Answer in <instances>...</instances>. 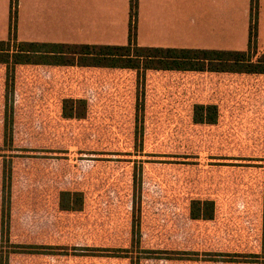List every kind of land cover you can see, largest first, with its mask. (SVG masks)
<instances>
[{"label":"rangeland","instance_id":"1","mask_svg":"<svg viewBox=\"0 0 264 264\" xmlns=\"http://www.w3.org/2000/svg\"><path fill=\"white\" fill-rule=\"evenodd\" d=\"M137 5L129 0L128 36ZM179 14L194 30L204 22L202 13ZM14 75L6 142L0 69V253L10 245L60 249L10 254L8 264H264V75L147 71L137 125L132 70L23 65ZM65 98L86 100L84 119L62 117ZM196 104H215L217 123L194 124ZM4 162L9 244L1 234ZM62 191L81 192L82 210L61 211ZM198 199L214 201L212 220L190 218ZM143 250L181 254L147 258Z\"/></svg>","mask_w":264,"mask_h":264},{"label":"trees","instance_id":"2","mask_svg":"<svg viewBox=\"0 0 264 264\" xmlns=\"http://www.w3.org/2000/svg\"><path fill=\"white\" fill-rule=\"evenodd\" d=\"M135 0H132V6ZM12 14L16 11V0H11ZM249 41L246 50H214L187 48L140 47L135 40L136 28L131 18L128 42L125 45L94 46L76 44H28L17 43L15 38L0 42V64L5 65L4 88V141H12V107L9 95H12L14 71L18 65L82 67L132 70L136 74V125L142 124L143 100L147 71L208 72L239 75H264V52L259 53L256 46V0H252ZM15 30V23L10 31ZM17 43L15 50L10 44ZM62 117L65 119H84L87 102L82 98H65L62 101ZM194 124L214 125L218 120V108L215 104H196L193 108ZM136 134V140L140 133ZM138 172V173H137ZM133 177L132 235L139 240L140 171ZM11 169L4 162L1 189V231L9 244L8 234L11 211ZM81 192L62 191L59 194V209L66 212H78L83 207ZM192 220L210 221L215 216V203L212 200H192L189 207ZM13 249L0 253V264H8L10 254L44 253L54 254L59 247L37 245H10ZM147 258H172L165 254H181L174 251H142ZM164 254V255H161ZM183 254V253H182ZM187 254V253H185ZM163 256V257H162ZM174 256V255H171ZM131 264L134 263L133 261Z\"/></svg>","mask_w":264,"mask_h":264},{"label":"crops","instance_id":"3","mask_svg":"<svg viewBox=\"0 0 264 264\" xmlns=\"http://www.w3.org/2000/svg\"><path fill=\"white\" fill-rule=\"evenodd\" d=\"M251 5L252 0H138L136 43L140 47L246 50ZM256 5L257 47L264 52V0H256ZM129 11V0H16L12 14L11 0H0V42L11 37L17 43L35 45H125ZM179 13H191L194 20L195 13H202L204 22L194 30L180 23ZM12 23L15 32L10 31ZM0 69L5 78V65L0 64Z\"/></svg>","mask_w":264,"mask_h":264}]
</instances>
